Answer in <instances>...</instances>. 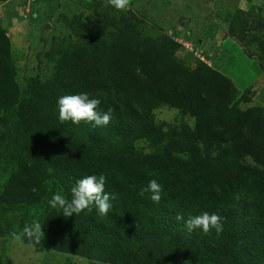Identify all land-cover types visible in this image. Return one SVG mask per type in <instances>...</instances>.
Returning <instances> with one entry per match:
<instances>
[{"label":"trees","instance_id":"16d2710c","mask_svg":"<svg viewBox=\"0 0 264 264\" xmlns=\"http://www.w3.org/2000/svg\"><path fill=\"white\" fill-rule=\"evenodd\" d=\"M126 27L103 45L90 36L26 94L14 82L9 39L0 28V112L15 107L17 122L31 133L19 174L27 192L55 176L70 199L78 179L105 174V192L116 195L106 216L92 207L94 213L59 217L54 249L84 255L91 264H264V119L257 108H234L237 90L222 73L179 61L178 42L147 43ZM81 92L101 100L98 112L113 109L109 124L59 120L58 98ZM162 103L195 117L177 148L187 158L168 146L134 150V140L158 135L150 115ZM247 155L262 168L241 163ZM151 179L163 186L159 204L150 193L139 195ZM245 190L258 196L244 200ZM205 211L221 217L219 235L188 231L176 220ZM149 240L154 251L137 252Z\"/></svg>","mask_w":264,"mask_h":264},{"label":"rangeland","instance_id":"374dc122","mask_svg":"<svg viewBox=\"0 0 264 264\" xmlns=\"http://www.w3.org/2000/svg\"><path fill=\"white\" fill-rule=\"evenodd\" d=\"M125 24V31L145 42H178L179 61L189 69L204 63L222 73L237 90L234 108H257L254 112L264 119V0H131L124 11L105 0H0V28L9 39L14 82L24 94L30 84L48 79L59 59L80 49L90 36L96 34L103 45ZM16 114L15 107L0 112V264H91L84 255L54 249L60 237L57 222L65 216L48 202L56 193L68 196L55 176L27 192L29 183L19 174L31 133L19 125ZM150 119L158 135L134 140V150L145 154L168 146L187 158L177 148L184 131L194 130L195 117L162 103L152 109ZM216 152L214 148L210 154ZM240 162L262 168L249 155ZM255 195L247 190L241 194L244 200ZM33 221L43 227L40 242H16L13 233ZM142 251L152 253V241L139 244L137 252Z\"/></svg>","mask_w":264,"mask_h":264},{"label":"clouds","instance_id":"9594fccd","mask_svg":"<svg viewBox=\"0 0 264 264\" xmlns=\"http://www.w3.org/2000/svg\"><path fill=\"white\" fill-rule=\"evenodd\" d=\"M106 5L114 7L116 10H127L131 4V0H105ZM59 120L63 123L71 121L74 124H80L81 121L93 123L94 126H106L112 119L111 113L113 109L101 113L96 109L101 104L99 98L90 97L88 92L79 94H67L58 98ZM106 175H87L78 179L75 186L71 188V198L68 199L60 193H56L49 200L52 208L62 210V215L71 217L79 215L84 210L92 211V206L95 205L98 214L106 216L112 208L110 200H115L114 193L105 192ZM35 191V189H34ZM163 186L156 179H151L144 186L139 195L143 197L145 193H150L149 199L156 204H159L162 199ZM177 221H183L188 231L202 229L204 234H208L212 229H215L217 235L223 231L221 217L216 213L207 211L199 215L189 216L187 219L182 214L176 216ZM44 236L42 225L33 221L30 225H25L19 233H13V239L16 242H21L22 239H29L39 243Z\"/></svg>","mask_w":264,"mask_h":264}]
</instances>
